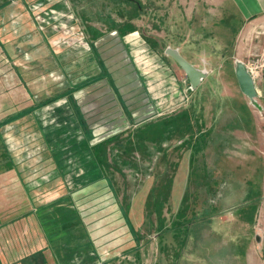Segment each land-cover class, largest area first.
<instances>
[{"label":"rangeland","instance_id":"obj_1","mask_svg":"<svg viewBox=\"0 0 264 264\" xmlns=\"http://www.w3.org/2000/svg\"><path fill=\"white\" fill-rule=\"evenodd\" d=\"M67 2L75 10L80 8L78 9L80 14L76 12V14L64 15L71 16V25L76 26L77 32L83 33L87 49L55 48L51 42L56 41L59 34L54 35L49 30L48 46L56 51L57 61L54 57L50 60L48 56V61L39 59L37 63L32 62L37 66L21 68L20 64L26 62V59L23 52L18 53L17 49L22 48L23 44L16 40L15 34L18 32L16 27L10 26V21L7 23L9 45L14 46L12 52L9 50L7 55L0 51V175L13 174L12 163L15 172L17 170L25 182L33 183L32 181L36 179L41 181L50 175L51 178L63 179V183L59 185H62L61 189L66 191L73 190L81 184L88 185V189L93 190L92 184L87 183L91 171L88 170L90 166L88 147L106 138V133L116 130H119L120 136L124 137L129 126H126L123 115L113 103L114 98L106 88L99 90L94 87L85 88L74 93L76 85L85 82V75L87 78L92 76L87 80L96 78L93 74L97 69L95 67L91 70L90 67L88 73L84 74V70L79 69V64L73 63L72 60L75 56L79 58L90 52L91 47L97 45L102 37L110 35L109 32L113 33L117 29L120 31L119 36L125 37L124 41L130 42V39L136 38L140 42L136 49L132 47L133 45L130 46L128 43L126 45L128 60L138 73L146 92L148 110L160 109L159 106H155V102L159 101V92L163 91L161 88L164 87L158 82L164 81L162 74L166 72L165 92L168 95L171 94V89L175 92L178 90L182 93L185 90L190 93L188 99L190 102L187 105L172 106L171 102L176 99L172 97L168 101V111L195 113L198 133L209 129L210 135L216 138V142L222 141L223 147L228 144V148L225 150L223 148V152L226 151L229 157L241 158L251 152L254 157L259 155L264 158L263 16L250 22L246 20L245 27L253 29L241 41L244 26H241L242 21L237 9L230 5L223 7L218 4L222 2L219 0L214 1L216 3L214 6H199V3L195 7L175 5L166 7L163 5L165 0H146V2L145 0H67ZM0 5V8L5 6L4 10L7 13L12 8L15 9L17 3L15 0L10 2L0 0ZM131 5L135 6L140 22H128L127 11L128 6ZM39 8L48 9L41 6ZM27 12L32 17L28 10ZM203 13L204 22L196 23L195 19L187 23L176 22V17L189 14L200 17ZM15 14L16 11L8 13V16L14 20ZM163 14L171 16V22L170 20L168 23L161 22L160 18ZM209 15L220 22L208 23ZM234 18V29L230 34L224 29L223 21ZM61 20L67 25L70 24L68 18ZM1 26L6 25H0V31ZM235 28L237 31L234 32ZM207 31L210 37L203 35H206ZM96 33L102 37L93 38ZM130 34L134 35L130 36ZM190 40L197 43V46L188 44L187 41ZM183 41L185 45L182 46ZM144 46L157 63L149 61L146 51L141 55L136 53L138 49H144ZM166 48L177 49V54L179 53L181 58L191 61L196 69L204 72L205 76L195 90L190 88L176 63L164 53ZM69 49L72 52L67 51ZM24 51L30 50L24 49ZM144 55L150 62L146 67L143 63ZM237 58H241L239 61L253 77L257 93L254 107L240 94L233 77V61ZM28 88L35 93L31 100L26 95ZM92 90L94 92L89 93ZM68 91L73 92L72 96L75 99L66 96ZM55 96L56 99L52 98ZM49 98V102H46L45 100ZM191 104L192 107L187 109ZM238 105L246 106V110H250L256 118L249 132L251 135L223 130L221 123L223 118L229 115L227 112L230 109L236 112ZM69 106L76 122L79 117L83 125L90 130V134L82 130L84 134L81 133L80 123H76L73 117L71 126L69 127L68 124L67 127L69 119L67 120L66 117ZM160 118L159 115L153 117L150 124L158 122ZM162 128L165 130L166 126ZM141 130L136 129V131ZM143 138V144L146 145L145 155L136 150L132 158L135 162H140L141 166H145L147 162L144 160L151 156L149 178L144 180L145 175L142 173L134 176L128 168H124L120 173H114L112 177L116 190L121 191L123 188L128 193L134 192L128 196L131 199L129 203L124 194L120 205L128 213L127 222L134 233L137 234L138 231L139 236L135 238L137 242H133L135 240L133 239L128 245L125 238L129 235L122 228L119 237L115 231L108 230L111 228V223L121 224L122 227V217L115 213L116 208L113 212L109 204L110 198L96 200V206L89 208V211L94 213L91 219L96 226V237L98 239L101 237L104 241V250L99 252L106 256L114 255L112 262L104 264H133L127 261V257L132 256V252L152 258L151 263L145 264H248V256L254 261L258 260L257 264H264V166L263 172L258 170L256 176L249 174L240 176L233 173L231 178L238 180L239 185L226 183L230 187L228 192L231 193H225L222 189L204 191L201 185L194 181L199 179L198 176L193 175L196 168L178 166L183 157V150L179 146L180 139L173 137L165 144L166 149L157 154L159 142L147 141L145 134ZM204 138L205 136H202V139ZM187 140L188 138L184 136V141ZM133 142L138 143L136 136ZM226 165L222 163L220 166L204 168V170H216L214 178L217 180L219 170L235 171L238 168L228 166L227 163ZM176 171H179L177 176L174 175ZM181 172L183 175L180 174ZM131 177H136L135 182ZM170 178L174 179V182ZM7 181L8 186L16 185ZM71 181L81 182L74 184ZM225 182H228V178ZM240 185L247 188L246 197L241 200L238 196ZM38 186L40 187V184ZM51 189L54 188L48 189L47 186L41 185V192L43 191L45 195L51 193ZM209 189L217 188L213 183L209 185ZM97 190L107 192L105 188ZM103 195L108 196V194H100ZM242 200L245 201L242 207L250 206L253 209L244 217H240L238 213L243 209L234 212L224 208L236 202L240 204ZM2 202L9 205L4 199ZM243 221H249L248 225H244ZM93 234L95 238V232ZM117 238L120 242L119 247L107 250L111 246V240L113 239L115 243Z\"/></svg>","mask_w":264,"mask_h":264},{"label":"crops","instance_id":"obj_2","mask_svg":"<svg viewBox=\"0 0 264 264\" xmlns=\"http://www.w3.org/2000/svg\"><path fill=\"white\" fill-rule=\"evenodd\" d=\"M212 1V2H210ZM215 0H165L164 6L168 7L170 5L175 6H192L195 7L196 4L199 6H214L216 3ZM218 4L226 7L228 5L233 6L237 9L238 15L242 21V35L241 41L249 35L251 29L250 27H245L246 20L253 21L256 18L261 16L264 17V0H219ZM7 2V0H6ZM10 2V0H8ZM17 3L14 8L7 11L3 8H0V25H6L5 27L1 26L0 31V51L3 54H8V51L12 52V47L14 45H9L8 41V31H7V23L10 21V26L16 27L17 31L15 34L17 42H22V48L17 49L18 53L23 52L24 59L26 62L20 64L21 68L25 66L29 67L31 65L37 66V60L42 59L43 61H48V56L55 58L56 51L51 49L48 46V38L50 36L48 28H46L45 32H39L36 29V24L33 21V18L27 12L29 11L30 5H39L44 8L52 9L56 12L62 14H80V8H75L70 6L67 0H15ZM146 2V0H145ZM2 5V4H1ZM0 5V6H1ZM16 14L13 16L14 20L10 19L8 13L15 12ZM135 13L132 14L131 12ZM30 12V11H29ZM128 22H140V17L138 18L137 11L134 5L128 6ZM205 14H201L200 17H194L193 15H184L183 17H176V22H190L191 19H195L196 23L204 22ZM171 16L167 14H163L160 18L161 22L168 23V20L171 22ZM10 19V20H9ZM208 23H216L220 21H216L214 16H208ZM233 20L223 21L224 29H227L230 34L233 28ZM236 22V21H235ZM240 26V29H241ZM134 29V28H133ZM132 29V30H133ZM136 30V28L134 29ZM134 30L132 32H134ZM237 31L235 28L234 32ZM136 32V31H135ZM138 32V31H137ZM198 33V32H197ZM196 33V34H197ZM98 34V33H96ZM95 34V35H96ZM106 37H102V40H107L111 37H115L117 41H121L126 47V43L132 46L134 49L139 47L140 42L136 38L130 39V42L124 41V38L120 37V31L117 29L116 31L109 32ZM204 36L210 37L209 32L207 34H203ZM95 37V36H94ZM93 37V38H94ZM97 37H95L96 39ZM142 38V37H141ZM213 38V37H212ZM139 39V38H138ZM191 46H197V43L193 41H187ZM110 46V44H106V46ZM185 45L183 41L182 46ZM103 44L101 46V51L106 48ZM145 51L147 54V58L151 63H157L151 56L150 51L147 50L146 46ZM24 49L30 51H24ZM16 50V49H15ZM72 52L70 49L67 50ZM176 51H178L176 49ZM264 51V50H263ZM36 52V54H34ZM149 52V53H148ZM28 54V56L26 55ZM179 54V53H178ZM187 63L192 64L191 61L182 57ZM83 59V60H82ZM49 60V61H50ZM237 60L241 61V58H237ZM36 62V63H32ZM73 63L79 64V69L84 70V74L88 73V69L91 67L93 70L95 66V62L91 57V51L85 53L83 56H80L72 60ZM39 64V63H38ZM43 65L46 63H42ZM49 64V63H47ZM93 66H90V65ZM194 67V66H193ZM195 68V67H194ZM162 70V69H161ZM97 73V72H96ZM95 73V74H96ZM94 75V74H93ZM163 80L161 82L162 92L165 93L166 85H167V74L166 72L162 74ZM92 76H89L90 78ZM87 75H85L84 81H88ZM70 79V78H69ZM157 81V80H155ZM83 82V81H82ZM165 82V83H164ZM81 83V82H79ZM23 84V83H22ZM77 84V83H76ZM26 87V85L24 84ZM30 100L35 95L28 88L26 94ZM42 97L44 95H41ZM54 99L57 96L52 97ZM61 99V98H60ZM49 99H46V102H49ZM190 100L185 104H189ZM64 103V102H63ZM194 103V102H193ZM151 104V103H150ZM47 105V104H46ZM49 105V104H48ZM155 106H158V101L155 102ZM70 107V106H69ZM192 107V104L187 108ZM246 107V106H245ZM244 105H238L236 108V112L233 110H229L227 112L229 115L223 118L221 122L223 125V130L232 132H242L246 135H251L249 132L252 130V125H254V120L256 119L253 116L250 110H246ZM160 108V107H159ZM144 113V115H143ZM31 114V113H30ZM186 114L188 119V132L180 133L181 129L183 130L184 124L180 122L179 118L181 115ZM137 115H143L145 129H152L153 126H158L159 131L162 135L168 133L169 137L165 141L161 142L160 150L157 154L162 153L166 148V143H168L173 137L181 140L180 147L183 150L182 160L178 164V166H190L192 168H196L194 172V176H198L199 179L194 180L196 183L201 185V189L204 191H216L221 190L223 192L230 191V187L226 183H234L238 184V180L231 178L233 173H236L240 176L249 174L251 176H256L259 172L262 171L264 166V158L263 156L256 155L253 156L251 152L248 155H244V157L236 158L227 156L226 151L224 150L228 148V144L224 145L223 142H216V138L211 136V131L209 129L205 130L203 133H198V126L195 125V113L193 112H182V111H174L171 113H165L162 109L158 110H142ZM159 115L161 118L158 122L154 124H150V120L153 117ZM74 116L72 115L71 107L67 112L66 119H69L67 122V127L71 126V119ZM75 120V119H74ZM194 123V124H193ZM195 125V129H194ZM66 126V124H65ZM162 126H166V129L163 130ZM154 127L153 130L156 128ZM152 130V131H153ZM180 133V134H179ZM200 135V136H198ZM205 136L204 139H200V137ZM184 136L188 138V140L184 141ZM241 137V136H240ZM144 151H146V145H144ZM186 152V153H185ZM133 152L131 155L133 157ZM153 155V154H152ZM225 156V159H224ZM147 162L145 166H141L140 162H135L133 160L132 164L135 168L129 169L130 172L134 173V176L140 173L145 175L143 178H149V166L151 162V156L149 155L146 160ZM224 166H233L238 167L237 170H219V178L215 180L214 174H216V170H204V168L216 167L222 164ZM11 167L13 169V174L9 175H0V264H104L107 262L113 261V256H106L99 251H102L104 247V241L100 237H96V226L91 216L94 214L89 211L90 207L96 206V200L103 199L106 197L110 198L109 204L114 212L116 208V212L121 217V205L120 201L125 194L127 198L126 201L129 203L131 199L128 197L130 193H134L133 191L127 192L125 189H121V191L116 190L111 192H104L101 190H97L99 188H103L104 180H96L92 183L91 187L93 190L88 189V185L81 184L75 189H61L63 183V179L61 178H51L50 175L48 177H44V180L39 181V179L32 181H24L21 175L15 172V166L11 163ZM199 168V170H197ZM250 168V169H249ZM204 170V171H201ZM201 171V172H200ZM218 171V170H217ZM15 172V173H14ZM122 172V171H121ZM179 171L175 172L174 175H178ZM114 174V173H113ZM183 175V173H180ZM113 177V176H112ZM228 178V182H225V179ZM43 179V178H42ZM136 177H131V180L135 182ZM171 179V178H170ZM12 182L11 185L8 186V181ZM174 182V179L172 180ZM73 182V181H71ZM81 181H75V183H80ZM40 184V187L38 186ZM74 183V182H73ZM74 183V184H75ZM88 183V182H87ZM217 189H209V185L213 184ZM221 183V185H219ZM102 184V185H101ZM217 184V186H216ZM41 185L47 186V188L51 189V193H47L45 195L43 191L41 192ZM50 185V186H49ZM227 185V186H226ZM239 185V184H238ZM49 186V187H48ZM96 187V188H95ZM171 187V185H170ZM95 188V189H94ZM239 199L246 197L247 188L243 186H239ZM95 191V192H94ZM203 191V192H204ZM218 192V191H217ZM100 194H108V196H100ZM101 197V198H97ZM97 198V199H96ZM9 205H5L2 200ZM241 203L232 204L230 207H224L227 210L237 211L238 209H243L240 213V217H244V215L250 213L253 209L252 207H242L245 201H240ZM246 208V209H244ZM128 214V213H127ZM114 215V214H113ZM128 220H130V216L128 215ZM242 221V220H241ZM249 221H243L244 225H248ZM124 229L127 233L130 231V224L127 222L126 227H123V219H122V227L121 224L111 223V228H108L109 231H115L117 237L120 235V229ZM118 230V231H116ZM93 232H95V238L93 237ZM93 234V235H92ZM129 235V234H128ZM131 238V239H130ZM134 238L131 236L125 238L127 244L132 243ZM134 242V241H133ZM119 239L111 240L110 247L107 250L119 247ZM134 246V245H133ZM132 246V247H133ZM130 247V246H129ZM132 249V248H131ZM104 250V249H103ZM129 251V250H128ZM131 253V257H127V261H130L133 264H145L151 263L152 258L146 257L145 254H134ZM130 259V260H129ZM248 264H257L258 260L254 261L251 257L248 256Z\"/></svg>","mask_w":264,"mask_h":264},{"label":"trees","instance_id":"obj_3","mask_svg":"<svg viewBox=\"0 0 264 264\" xmlns=\"http://www.w3.org/2000/svg\"><path fill=\"white\" fill-rule=\"evenodd\" d=\"M95 37L99 38L102 36L96 34ZM103 44L105 46L106 44H110V46L108 47L107 45L106 48L101 51V46ZM91 48V57L95 62L97 73L99 72L100 74L96 73L93 75L96 78L77 84V88L74 93L85 88L89 89L94 87V89L98 90L106 88L107 91H110L111 96L114 98L113 103L123 115V118L127 123L126 126H129L127 135L124 137L120 136L118 132L119 130H116L111 133H106V138L104 137V139L100 142L88 147V162L91 166V168L90 166L88 167V170H91L90 172L88 171L90 179L88 180V183L92 184L96 180L103 179L105 186L101 184L102 187L112 193V191H115L112 181L113 173H120L124 168L134 169L135 167L132 165L134 163L131 154L136 150L140 152V154L145 155L146 151H144L145 144H143V134H145L147 141H151L152 143L158 141L160 145L162 141L168 139L169 135L167 132L162 135L158 126H153L152 129H150V127L145 129V123L143 122L144 113L143 115H137L140 111L147 110V96L138 73L128 60L127 47L120 40L117 41L115 37H111L103 41L101 38L99 43L97 45L95 44L94 47L92 46ZM262 73L264 82V68ZM91 92L94 91L92 90L89 93ZM72 93L73 92L68 91L66 96L69 95V98L71 96L72 99H75L72 96ZM113 116H116V114H113ZM77 119V122L80 123L79 130L85 131L86 134H90V130L87 129L86 125H83L82 120L79 117ZM179 120L184 124V126H182L183 130L181 129L180 133L183 134L188 132L189 128L186 114L181 115ZM140 123L142 124L138 126ZM134 125L136 126L132 128ZM142 126H144V128H138ZM154 127L156 128L153 130ZM136 129L142 130L136 131ZM82 131L81 133L84 134ZM135 136L137 137L138 143L133 142ZM200 139H202V135ZM120 212L123 219V225L126 227L127 212L123 206H121ZM128 234L134 239L139 236L138 231L137 234H135L132 228H130ZM136 240L137 239L134 240L135 243L137 242Z\"/></svg>","mask_w":264,"mask_h":264},{"label":"built area","instance_id":"obj_4","mask_svg":"<svg viewBox=\"0 0 264 264\" xmlns=\"http://www.w3.org/2000/svg\"><path fill=\"white\" fill-rule=\"evenodd\" d=\"M40 6L36 5H30L29 6V11L32 14L33 21L36 24V29L39 32H44L46 28L48 30H51L53 34L55 35L56 33L59 34V37L56 38L57 40H53L51 42L52 46L55 48L59 47H69V48H83L87 49V43L85 42V37L83 33L77 32L76 31V26L71 25V16H66L62 13L59 12H54L50 9L42 10L39 8ZM70 24H65L63 20L61 19H67ZM67 22V23H68ZM134 35V34H130ZM145 52L144 49H138L136 52L138 55H141ZM143 63L144 67L150 64L148 60L145 59V55L143 58ZM250 74L251 72L246 69ZM160 84V82H158ZM187 90V89H186ZM188 93V94H187ZM189 91H183L182 93L177 90L175 92L174 89H171V94L168 95L166 92H159V101H158V106L160 109H162L165 113H171L174 112L172 110H167L169 107L168 101L172 98L175 97L176 99L171 102L172 106L178 107L181 105H185L188 102L189 99Z\"/></svg>","mask_w":264,"mask_h":264},{"label":"water","instance_id":"obj_5","mask_svg":"<svg viewBox=\"0 0 264 264\" xmlns=\"http://www.w3.org/2000/svg\"><path fill=\"white\" fill-rule=\"evenodd\" d=\"M164 53L176 63V65L181 69L185 78L187 79L190 88L192 90H195L202 78L205 76L204 72L194 68L191 64L187 63L177 54L176 50L166 48ZM233 64V77L235 79L238 91L254 107L257 93L253 77L239 60H234Z\"/></svg>","mask_w":264,"mask_h":264}]
</instances>
